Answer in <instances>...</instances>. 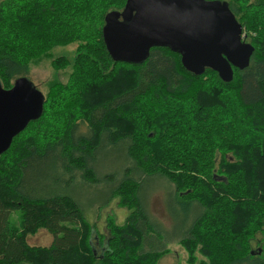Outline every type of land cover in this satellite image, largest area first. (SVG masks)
I'll return each mask as SVG.
<instances>
[{"label":"trees","instance_id":"1","mask_svg":"<svg viewBox=\"0 0 264 264\" xmlns=\"http://www.w3.org/2000/svg\"><path fill=\"white\" fill-rule=\"evenodd\" d=\"M125 1L0 5L3 87L26 76L29 63L53 46L76 45L67 81L49 83L42 113L27 124L34 130L25 133L26 125L0 153V264H155L167 249L159 247L150 200L141 197L151 176L167 180L184 210L198 205L177 219L164 207L166 221L153 213L166 226L179 222L171 239L189 262L197 252L206 257L198 264L264 254L244 240L264 234V0H225L253 45L249 63L233 66L228 80L211 67L199 73L185 67L168 46H152L140 63L114 59L102 28L106 14ZM13 6L5 20L3 7ZM53 62L67 66L69 58ZM105 153L120 157L101 170ZM103 179L110 185L99 206L118 195L129 212L121 223L106 216L99 234L68 183ZM39 227L52 234L49 244L27 241Z\"/></svg>","mask_w":264,"mask_h":264},{"label":"water","instance_id":"2","mask_svg":"<svg viewBox=\"0 0 264 264\" xmlns=\"http://www.w3.org/2000/svg\"><path fill=\"white\" fill-rule=\"evenodd\" d=\"M102 34L116 60L140 63L152 46H168L185 67L196 73L211 67L224 80L232 77L233 66L245 67L253 51L225 0H126L121 10L106 14ZM44 99L27 76L10 87L0 82V153L40 116Z\"/></svg>","mask_w":264,"mask_h":264},{"label":"rangeland","instance_id":"3","mask_svg":"<svg viewBox=\"0 0 264 264\" xmlns=\"http://www.w3.org/2000/svg\"><path fill=\"white\" fill-rule=\"evenodd\" d=\"M13 2H16V5H21L24 0H0V5L6 3L11 4ZM15 6L9 8L3 7L5 20L10 17ZM40 46L41 45H37L36 47ZM75 46L76 45L74 43L53 46L48 50V54L43 55L35 62L31 61V63H29L30 65L26 76L33 82L35 87L44 93V95L47 93L49 83L53 79L56 78L62 82L67 81L69 72L72 69L71 62L75 55ZM61 54L68 56L69 63L67 66H59L53 62V58ZM59 105V113H62L64 111V100L63 102H60ZM27 126V128L25 127V133L32 132L34 130L31 125ZM47 132H49V125L48 130L37 137L41 138L44 134H47ZM109 152L111 153L112 151ZM117 157H120L119 154L105 153V158H103L100 163V169L105 170L110 169L113 166L115 167V160ZM104 172L105 171H101L100 173L102 174ZM157 177H149L146 180V185L141 189V197L145 194L144 196H146V201L148 202V200H150V217L155 221V227L158 226L161 231V234H159L157 238L161 242L159 247L167 249L161 256L158 257L155 264H198L200 258L206 259L203 254L197 252V260L189 262L187 260V251L183 245L177 240L171 239L173 234L181 230L179 222L172 219V222L166 226L159 218L161 217L164 221H166V212L164 207H166L167 210L170 209V213L178 212L177 214L169 213L170 216L177 219L180 216L179 213H194L197 210L198 205L192 206L188 211L184 210L174 197L176 195L177 198H180V195L174 194V190L172 191L171 186L165 178H160V176ZM109 185L110 184L106 179H103L96 184H86L84 181H71L68 183L69 192L78 200L84 215L94 223L99 234L106 230V216L121 223L124 221L126 214L129 212V209L126 206L120 205L118 195L111 198L107 203L99 206V203H102L105 201L104 199H106ZM153 190L157 191H154L151 194ZM153 213H156L159 217ZM13 217L18 219V213L15 212ZM187 223L188 220L186 219L183 226L186 227ZM156 233L157 232L155 230L152 231L154 236H156ZM26 239L31 244H49L52 240V234L46 228L39 227L33 233L28 234ZM244 240L250 242V246L252 247H250L251 252H264V234L261 231H257L255 235L251 234L246 236ZM97 247L98 249L100 248L99 246ZM244 261L245 260H239L231 264H264V254L253 256L251 261Z\"/></svg>","mask_w":264,"mask_h":264}]
</instances>
